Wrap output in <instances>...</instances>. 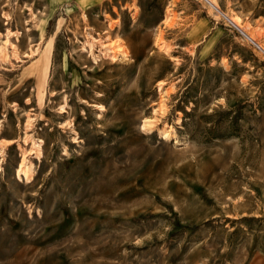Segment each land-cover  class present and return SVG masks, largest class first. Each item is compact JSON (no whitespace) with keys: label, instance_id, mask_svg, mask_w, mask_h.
I'll use <instances>...</instances> for the list:
<instances>
[{"label":"rangeland","instance_id":"374dc122","mask_svg":"<svg viewBox=\"0 0 264 264\" xmlns=\"http://www.w3.org/2000/svg\"><path fill=\"white\" fill-rule=\"evenodd\" d=\"M214 3L0 0V264H264V0Z\"/></svg>","mask_w":264,"mask_h":264},{"label":"bare ground","instance_id":"6f19581e","mask_svg":"<svg viewBox=\"0 0 264 264\" xmlns=\"http://www.w3.org/2000/svg\"><path fill=\"white\" fill-rule=\"evenodd\" d=\"M209 2H210L211 5L213 6V8L216 9V7H215V3H214V0H213V1H212V0H209ZM230 21H231L233 24L238 25V22H236L235 20L231 19ZM232 23H231V24H232ZM233 24H232V25H233ZM233 26H234V25H233ZM234 27H235V26H234ZM235 28H236V27H235ZM236 29H237V28H236ZM237 30H238V29H237ZM243 34H246V32L244 31ZM252 43H253V42H252ZM253 44H255V43H253ZM255 45H256L257 47H259L257 44H255ZM259 48H260V47H259ZM260 49H261V48H260ZM110 53H112V52L110 51ZM146 122H147V126L150 127V125H149L150 122H149V121H146ZM165 136L168 137L167 134H166ZM22 165H23V163L20 165V172H22V173L24 174V176H26V175H27V171H26V170H24V171L22 170V168H23Z\"/></svg>","mask_w":264,"mask_h":264},{"label":"crops","instance_id":"0c3cea01","mask_svg":"<svg viewBox=\"0 0 264 264\" xmlns=\"http://www.w3.org/2000/svg\"><path fill=\"white\" fill-rule=\"evenodd\" d=\"M47 1L50 2V4L53 5V3L58 4V3H62V2L65 1V0H47ZM82 1H83V0H82Z\"/></svg>","mask_w":264,"mask_h":264},{"label":"built area","instance_id":"2783aa9c","mask_svg":"<svg viewBox=\"0 0 264 264\" xmlns=\"http://www.w3.org/2000/svg\"><path fill=\"white\" fill-rule=\"evenodd\" d=\"M256 46V45H255ZM257 47V46H256ZM257 48H259V47H257ZM260 49V48H259ZM263 51V50H262Z\"/></svg>","mask_w":264,"mask_h":264}]
</instances>
